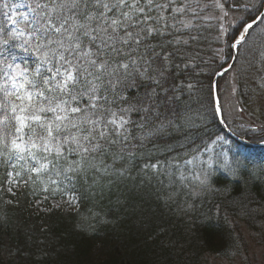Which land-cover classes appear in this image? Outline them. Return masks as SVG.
Wrapping results in <instances>:
<instances>
[{"label": "snow or ice", "instance_id": "1", "mask_svg": "<svg viewBox=\"0 0 264 264\" xmlns=\"http://www.w3.org/2000/svg\"><path fill=\"white\" fill-rule=\"evenodd\" d=\"M261 94L264 0H0V264H79L51 228L10 241L29 201L101 254L122 219L208 220L215 196L250 215L264 122L243 98Z\"/></svg>", "mask_w": 264, "mask_h": 264}, {"label": "trees", "instance_id": "2", "mask_svg": "<svg viewBox=\"0 0 264 264\" xmlns=\"http://www.w3.org/2000/svg\"><path fill=\"white\" fill-rule=\"evenodd\" d=\"M262 98L264 94L256 96L255 103H249L247 97L243 100L245 106H249L248 109L254 113L260 107L257 103ZM210 130L220 131L219 127ZM222 134L227 135L224 130ZM260 203L264 202L250 205L253 211L250 215H244L240 206L231 199L215 196L209 197L202 209L205 213L211 209L208 220L198 218V215L185 218L165 215L162 220H154L141 227L138 221L122 219L117 226L108 229L106 235L101 233L106 243V251L101 254L96 251L99 241L85 236H70L66 230L70 222L68 219L59 214L50 215L42 210L48 207L47 204H42L38 209L29 201L28 204L10 212L13 222H18L22 229L19 237L13 231L10 241L22 247L25 233H32L44 239L40 234V228L43 226L53 230L48 235L52 238V243L56 244L57 251L65 244L68 245L74 250L73 259L79 264H208V259L205 258L219 257L235 251L233 237L237 234L239 244L244 247L246 239L240 227L242 224L244 227L246 224L260 241L264 240V208L260 207ZM217 204L221 206L219 216L216 215ZM161 222L168 229L164 236L157 232V226ZM109 240L118 243H108ZM170 241L178 242L176 247H171ZM51 258H56L55 253ZM35 259L41 261L42 255H37Z\"/></svg>", "mask_w": 264, "mask_h": 264}, {"label": "rangeland", "instance_id": "3", "mask_svg": "<svg viewBox=\"0 0 264 264\" xmlns=\"http://www.w3.org/2000/svg\"><path fill=\"white\" fill-rule=\"evenodd\" d=\"M228 77H225L227 79ZM257 105L260 107L254 113L248 109V113L245 114V119L248 118V114L251 113L258 118L259 121L264 119V98L258 101ZM249 108V106H246ZM241 230L243 236L246 239L244 247L240 249V255H234L233 252L224 254L219 257L210 256L208 258V264H264V240L260 241L259 238L253 234L251 229L245 224H242ZM247 256V261H244V256Z\"/></svg>", "mask_w": 264, "mask_h": 264}, {"label": "water", "instance_id": "4", "mask_svg": "<svg viewBox=\"0 0 264 264\" xmlns=\"http://www.w3.org/2000/svg\"><path fill=\"white\" fill-rule=\"evenodd\" d=\"M224 131L226 132V134H228L229 135V137H231V133L228 131V129H224ZM232 139H237V138H235V137H231Z\"/></svg>", "mask_w": 264, "mask_h": 264}]
</instances>
